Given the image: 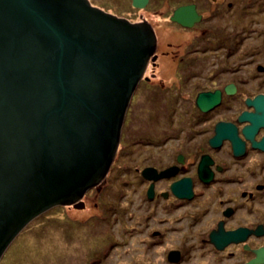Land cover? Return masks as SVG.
<instances>
[{"label":"flooded vegetation","instance_id":"af4514ba","mask_svg":"<svg viewBox=\"0 0 264 264\" xmlns=\"http://www.w3.org/2000/svg\"><path fill=\"white\" fill-rule=\"evenodd\" d=\"M121 2L125 14H113L146 24L154 39L130 97L131 111L143 85L154 114L143 135L130 127L122 168L135 176L142 219L113 220L125 242H97L90 264L118 245L129 264H264V0ZM112 188L95 189L108 207L122 195H104ZM89 189L79 208L98 198ZM135 223L143 254L130 252Z\"/></svg>","mask_w":264,"mask_h":264},{"label":"water","instance_id":"95a60500","mask_svg":"<svg viewBox=\"0 0 264 264\" xmlns=\"http://www.w3.org/2000/svg\"><path fill=\"white\" fill-rule=\"evenodd\" d=\"M153 44L89 0H0V257L39 213L83 206Z\"/></svg>","mask_w":264,"mask_h":264},{"label":"rangeland","instance_id":"374dc122","mask_svg":"<svg viewBox=\"0 0 264 264\" xmlns=\"http://www.w3.org/2000/svg\"><path fill=\"white\" fill-rule=\"evenodd\" d=\"M89 2L112 14L118 12L124 15L126 11V6L122 4L121 0H89ZM139 87L141 89L145 88L143 85ZM141 89L136 92L134 109L132 108L130 111L129 99L124 113L125 117L129 110L126 121L123 118L124 127L121 126L123 130L118 140L117 154L121 152L119 159L115 153L109 165V168L112 165L111 171L105 173L107 174L106 179L102 176L101 179L92 185L93 189L91 188V190L96 192L94 195H98V198L89 197L83 208L75 207L73 204L60 203L36 215L27 222L5 249L0 257V264H90V252L100 241L102 249L115 240L113 236L117 238L118 242H125L126 233H122V225L118 222L113 224V220H126L128 216H130V220L142 219H140L142 208L137 205L139 199L134 188V185L138 186V184L137 182L132 183V180H135V176H132L130 183V172L127 173V169L125 171L122 169L129 167L127 165L124 166V160L126 162L130 161V127L135 126V131L139 129L140 135H143L147 129V117L154 114L146 110L150 109V107L145 101ZM139 93L141 94L138 95ZM136 100H138V103ZM138 105L142 109L138 108ZM135 116H138V118H135ZM106 182L113 185V190L106 189L107 191L105 190L104 195L110 193V196L114 197L116 195L115 191L122 193L121 196H119L120 194L118 195L111 207L104 205L99 198L98 191ZM130 184L133 185L132 189H130ZM96 187L98 191L95 190L97 189ZM133 189L135 193L132 192ZM130 197L133 200L131 203ZM95 200L98 202L96 206L94 204ZM103 209H107L106 213ZM101 216L104 217L102 220L98 218ZM132 226L133 229H131ZM143 227L144 224L136 225V223L130 226L132 230H130V233H133V236L130 235V252L134 249V251L143 254L141 251L143 249V235L141 234L145 231ZM125 228L126 226H124ZM124 248L118 245L109 252L106 258H103L102 263H99L115 264L114 255L116 253L122 259L120 261L117 257V264H129L130 253L127 252V248L126 250ZM97 256L99 257L100 253H97Z\"/></svg>","mask_w":264,"mask_h":264}]
</instances>
